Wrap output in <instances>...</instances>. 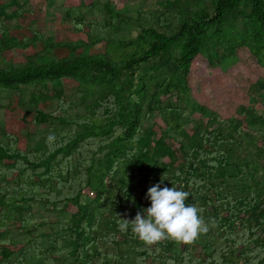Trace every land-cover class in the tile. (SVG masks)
Masks as SVG:
<instances>
[{
  "label": "trees",
  "instance_id": "16d2710c",
  "mask_svg": "<svg viewBox=\"0 0 264 264\" xmlns=\"http://www.w3.org/2000/svg\"><path fill=\"white\" fill-rule=\"evenodd\" d=\"M159 4L131 14L72 0L62 18L86 39L33 30L44 49L14 68L2 64L0 19V264H264V78L226 118L189 85L204 69H233L241 48L264 70V0ZM99 43L105 50L89 54ZM60 48L72 55L52 57ZM63 80L77 88L69 94ZM14 109L35 127L24 150L1 128ZM157 183L203 210L208 231L195 243L148 246L119 231L120 218L150 207Z\"/></svg>",
  "mask_w": 264,
  "mask_h": 264
},
{
  "label": "rangeland",
  "instance_id": "374dc122",
  "mask_svg": "<svg viewBox=\"0 0 264 264\" xmlns=\"http://www.w3.org/2000/svg\"><path fill=\"white\" fill-rule=\"evenodd\" d=\"M105 0H85V2L103 3ZM117 9H122L126 5L131 14H134V7L144 4L147 8H157L162 0H109ZM72 0H0V19L4 22L5 39L2 45V64L8 68H14L26 64L28 57L36 51L44 49L42 43L33 42V30L45 38H50L56 42L70 41L75 42L86 39L84 32H75L70 22L63 20L64 7L69 5ZM85 11V9H84ZM87 11V10H86ZM95 17H88L87 21L95 24ZM29 39V42H24ZM105 50L104 43L89 49L88 53H99ZM85 53L77 51L76 54ZM72 54L66 49H56L52 51V57L63 58ZM45 60V58H43ZM233 69L215 70L208 72L203 70L201 76L190 79L191 93L195 101L208 107L213 111H218L220 118H226L229 112L233 111L232 105L239 103L248 104V88L258 78H264V70L257 65L245 48L238 49L236 52V62L232 65ZM207 79V80H206ZM63 87L69 94L72 93L77 84L70 80H63ZM74 111L81 110L79 103L71 101ZM233 103V104H232ZM15 103L13 107H15ZM79 108V109H78ZM258 108L262 109L260 106ZM2 124L4 132L18 136V148L24 150L27 140L25 132L33 133L35 127L30 123L32 115H24L20 110H5L2 113ZM192 118H200L198 114H193ZM206 120V119H205ZM203 120V121H205ZM153 130L159 135V130L163 124L159 118H155ZM197 124L190 123L186 129L192 132ZM1 137V136H0ZM170 143V142H169ZM173 149L178 145L173 144ZM69 210L73 211L70 207ZM20 246H17V250Z\"/></svg>",
  "mask_w": 264,
  "mask_h": 264
},
{
  "label": "clouds",
  "instance_id": "9594fccd",
  "mask_svg": "<svg viewBox=\"0 0 264 264\" xmlns=\"http://www.w3.org/2000/svg\"><path fill=\"white\" fill-rule=\"evenodd\" d=\"M189 193L175 186H151L146 198L150 207L138 212L134 219H119V231L132 234L144 244L151 246L162 240L182 245L195 243L200 234L208 231L201 215L202 209L188 204Z\"/></svg>",
  "mask_w": 264,
  "mask_h": 264
}]
</instances>
